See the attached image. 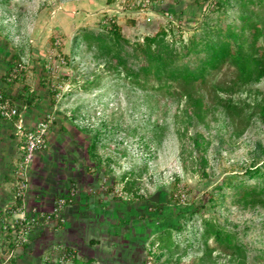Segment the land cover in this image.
I'll list each match as a JSON object with an SVG mask.
<instances>
[{
  "label": "rangeland",
  "instance_id": "374dc122",
  "mask_svg": "<svg viewBox=\"0 0 264 264\" xmlns=\"http://www.w3.org/2000/svg\"><path fill=\"white\" fill-rule=\"evenodd\" d=\"M138 1L0 0V35L33 78H41L44 65L57 63L59 53L69 62L59 68V78L51 77L53 84L64 85L58 109L88 143L98 135L97 149L90 155L98 156L106 190L117 185L119 197L138 211L141 234L148 235L149 245L157 250L151 255L154 264H234L232 257L215 248L214 240L209 245L215 250H207L201 214L236 230L246 246L247 264H253L264 249V206L239 201L233 190L224 188L222 194L216 187L228 176L264 161V122L254 118L244 127L219 106L212 107L205 120L188 122L182 117L183 103L133 88L101 47L83 36V30L105 34V27L116 18L133 42L161 26L173 27L187 39L206 16L215 21L217 4L151 0L141 6ZM181 28L183 33L178 32ZM230 75L223 71L219 79ZM252 87L234 99H261L264 78ZM205 94L211 102L209 92ZM196 132L202 134L199 145L193 139ZM213 192L216 199L211 204ZM194 205L202 208L190 221H183L182 213ZM179 223L187 227L182 232L173 229L175 243L165 247L172 237L170 233L161 237L160 231Z\"/></svg>",
  "mask_w": 264,
  "mask_h": 264
},
{
  "label": "trees",
  "instance_id": "16d2710c",
  "mask_svg": "<svg viewBox=\"0 0 264 264\" xmlns=\"http://www.w3.org/2000/svg\"><path fill=\"white\" fill-rule=\"evenodd\" d=\"M107 1L114 3V0ZM215 3V21H209L206 16L201 26L187 39L177 35L173 27L161 26L154 33L145 35L142 41L133 42L124 35L116 18L111 19L105 27V34L83 30V36L101 47L103 55L110 58L117 70L125 73L126 82L133 88L183 103L182 117L188 122L205 120L214 106L222 108L228 118L244 127L254 118L264 122V94L256 102L234 99L236 93L253 88L254 83L264 78V12L260 10H264V0H211V4ZM236 10L239 13L234 15ZM129 22L135 24L133 20ZM178 32L183 33L184 29ZM41 70L40 83L47 85L54 97L56 91L52 76L46 65ZM223 71H229L231 75L219 79ZM205 91L209 92L211 102ZM27 103L30 106V98ZM185 130L188 131V128ZM179 133L183 135L181 131ZM201 137L200 132L195 133L193 139L196 144L201 143ZM97 139L98 135L90 139L86 147L88 154L91 149H97ZM224 188L233 190L239 201L264 206V161L223 179L216 191L224 194ZM215 199L213 192L209 202L212 204ZM201 208V205L190 207L182 213V220L190 221ZM201 218L207 250H215L209 245L212 239L216 243L215 248L232 257L234 264H247L246 246L240 241L238 232L203 214ZM186 227V223H179L177 228L160 231L161 237L167 233L172 237L164 246L172 248L174 245L173 229L182 232ZM260 252L254 257L253 264L264 262V249Z\"/></svg>",
  "mask_w": 264,
  "mask_h": 264
},
{
  "label": "crops",
  "instance_id": "0c3cea01",
  "mask_svg": "<svg viewBox=\"0 0 264 264\" xmlns=\"http://www.w3.org/2000/svg\"><path fill=\"white\" fill-rule=\"evenodd\" d=\"M21 62L0 35V92L17 103H27L30 98L27 125L47 112L54 114L49 146L36 153L29 172L28 214H33V207L50 211L62 195L69 200L58 221L36 222L30 242L14 247L11 264H144L157 250L149 245L151 238L141 234L138 211L119 197L117 185L106 190L98 156L87 153L88 140L58 109L47 85L41 86L40 78L31 77L26 70L13 77ZM19 142L15 119L0 117V211L12 194L9 171ZM5 244L0 231V255ZM63 250L73 254L67 262L43 261L44 256H60Z\"/></svg>",
  "mask_w": 264,
  "mask_h": 264
},
{
  "label": "built area",
  "instance_id": "2783aa9c",
  "mask_svg": "<svg viewBox=\"0 0 264 264\" xmlns=\"http://www.w3.org/2000/svg\"><path fill=\"white\" fill-rule=\"evenodd\" d=\"M150 1L139 0L138 5L146 6L148 5L147 2ZM59 57L60 59L56 61L57 63L54 62L55 64L53 65L51 63L46 65L51 76L58 78L60 77V74H57L59 68L67 64V61H65V58L60 53ZM26 68L27 65L25 63H19L12 73L13 77L22 74ZM63 86L62 83L58 85L53 84V88L56 91L54 98L57 101L60 99V90ZM28 110V103H17L0 92V117L15 119L16 136L20 140L17 155L9 171L10 180L8 184L11 187L12 194L9 202L0 211V231L6 242L0 255L2 257L0 264H11L14 257V247L26 245L30 242L31 232L36 222L40 219L58 221L61 218L63 208L69 200V196L62 195L56 198L50 211H39V209L33 207L31 208V213L33 214H28L29 172L34 163L36 153L49 146L48 134L54 120V114L47 112L35 124L27 125L26 115ZM50 255L44 256L43 261L49 262L52 258L58 263H65L73 256L67 250H63L60 256L55 255L51 257ZM144 264L154 263L149 258Z\"/></svg>",
  "mask_w": 264,
  "mask_h": 264
}]
</instances>
